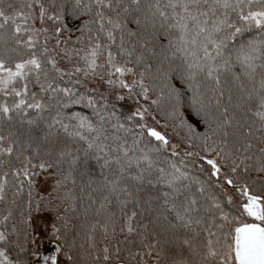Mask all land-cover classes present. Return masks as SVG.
Segmentation results:
<instances>
[{
  "label": "snow or ice",
  "instance_id": "obj_1",
  "mask_svg": "<svg viewBox=\"0 0 264 264\" xmlns=\"http://www.w3.org/2000/svg\"><path fill=\"white\" fill-rule=\"evenodd\" d=\"M0 264H264V0H0Z\"/></svg>",
  "mask_w": 264,
  "mask_h": 264
}]
</instances>
